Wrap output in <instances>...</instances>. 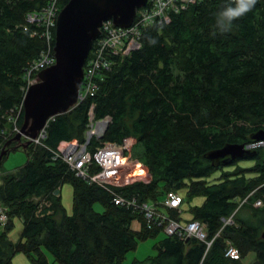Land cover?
I'll use <instances>...</instances> for the list:
<instances>
[{
    "label": "trees",
    "instance_id": "trees-1",
    "mask_svg": "<svg viewBox=\"0 0 264 264\" xmlns=\"http://www.w3.org/2000/svg\"><path fill=\"white\" fill-rule=\"evenodd\" d=\"M66 1L56 0L59 11ZM48 3L0 0V153L5 141L14 137L7 134L13 128L9 116H17L20 127L24 122L19 105L24 101L27 67L43 50L54 53L55 24L46 27L27 19L29 12ZM232 3L196 0L164 25L145 27L139 48L126 55L105 50L112 67L95 76L100 85L96 93L56 114L45 127L42 143L32 142L25 150L26 164L1 174L0 205L9 217L3 227L0 224V264H13L12 257L19 252L34 264H52L48 252L57 264H244L250 250L257 252L251 264L264 263V203L254 204L260 198L264 201V145L251 157L256 164L246 167L237 165L240 158L217 165L207 156L226 143L253 141L250 136L264 129V0L234 20L230 30L221 31L218 15ZM93 48L90 57L96 55ZM92 102L94 116L108 114L111 121L102 138L92 137L88 149L104 140L117 143L132 136V154L149 171L148 181L111 189L144 201L183 187L192 198L202 194L203 202L190 207L189 219L205 222L208 240L219 231L207 251L206 241L193 237L184 241L165 233L154 254L125 261V253L137 248L140 240L162 230L145 223L131 229L138 212L115 205L107 187L89 184L53 156L59 142L86 138ZM233 164L232 170L223 168ZM219 169V178L208 180ZM65 182L73 185L69 215L60 194H54ZM43 194L51 201L39 215L35 197ZM185 198L181 211L171 208L170 215L183 220ZM94 201L104 211L93 208ZM230 216L233 222L224 223ZM18 217L24 225L14 241L8 230ZM227 240L240 257L224 253Z\"/></svg>",
    "mask_w": 264,
    "mask_h": 264
},
{
    "label": "built area",
    "instance_id": "built-area-1",
    "mask_svg": "<svg viewBox=\"0 0 264 264\" xmlns=\"http://www.w3.org/2000/svg\"><path fill=\"white\" fill-rule=\"evenodd\" d=\"M196 0H147V3L136 9L135 20L129 26L121 27L117 26L112 21L106 20L102 22L100 28L102 33L95 44V56L89 57L84 66V74L82 75V83L79 87V99L83 100L90 95H94L99 89L100 85L95 79L97 74H100L103 68L110 69V58L107 57L105 50L109 53H123L128 54L132 49H137L141 45L140 35L143 33L145 27H151V25H164L172 19V14L186 9L189 3ZM48 6H43L41 10L35 13L29 12L27 19L32 22L40 21L45 23V26L56 24L57 14L59 12L56 0H49ZM55 45V44H54ZM54 50V47H53ZM56 61L54 53L51 54L48 50H43L37 61H33L27 67L26 76V90L31 83H36L38 78L34 74L42 67H48L50 64ZM88 113L89 121L85 128L86 138L83 141H77L75 139L59 142L57 149H54L53 156L62 158L68 166L76 172V175L89 184H101L103 187H107L113 192V202L115 205H123L138 212L135 219H138L142 225L148 228L160 229L168 236L172 234L179 235L181 239L185 237H193L206 241L207 249L211 247L212 240L215 236L219 235V231L207 239V229L205 222L197 219L180 220V218L169 214L171 208L181 211L183 197L175 189H170L165 193V197L158 199L141 200L137 196L129 197L121 192H115L111 187L119 188L126 184H130L128 181L133 177L132 170L139 159L134 155H129L127 152L132 148L133 142L131 138L124 137L121 142H113L110 140H104L97 144L94 149H88V143L92 137L102 138L105 133L107 125L111 121V117L105 114L102 118L94 116L95 105L92 102L90 104ZM23 107V102L19 105V111ZM17 116H9L12 121L13 128H10L7 132L8 135H15L19 131L20 126L16 121ZM47 127V126H46ZM45 127L40 130L38 139L33 138V142L41 144V139L46 137ZM259 145H264V140H258V142L250 141L247 143V147L257 148ZM115 160V162H114ZM111 168H114L112 170ZM49 202L43 200V204L39 207L49 206ZM264 202L260 199L256 200L254 204L256 206L262 205ZM43 215V212L40 213ZM8 211L6 207L0 205V224L3 227L8 218ZM233 222L232 217L225 218L224 223ZM227 256L232 258L240 257L239 250L232 244L230 240H227V247L224 252Z\"/></svg>",
    "mask_w": 264,
    "mask_h": 264
},
{
    "label": "water",
    "instance_id": "water-1",
    "mask_svg": "<svg viewBox=\"0 0 264 264\" xmlns=\"http://www.w3.org/2000/svg\"><path fill=\"white\" fill-rule=\"evenodd\" d=\"M147 0H67L57 14L54 37L56 61L39 70L24 92L23 124L13 138L5 141L0 161L8 149L23 147L29 151V144L38 139L40 130L56 114H64L75 107L79 99L84 65L89 51L102 33V22L125 27L136 17V9ZM252 140H264V129L252 134ZM247 143H226L218 149L208 151L213 164H230L256 155L255 148ZM264 239V231L261 234ZM189 237H185L188 240Z\"/></svg>",
    "mask_w": 264,
    "mask_h": 264
},
{
    "label": "rangeland",
    "instance_id": "rangeland-1",
    "mask_svg": "<svg viewBox=\"0 0 264 264\" xmlns=\"http://www.w3.org/2000/svg\"><path fill=\"white\" fill-rule=\"evenodd\" d=\"M89 57H90V54H89L88 58ZM87 61H88V59H87ZM86 62H85V64H86ZM130 138L132 139L133 145H132V148L130 149V151L127 152V154L133 155L132 154V149H133V146L135 144V142H134L135 138L132 137V136H130ZM8 151H9V149H8ZM27 161H28V159H27L26 151L24 150L23 147L17 148L15 150H10L9 153H7L6 156L4 157L2 166L0 167V182L2 180L1 174L3 173V171H10V170L14 171V170H16L17 167L22 166L23 164L25 165ZM114 162H115V160H114ZM254 164H256L254 158H246V159H243V160L239 159L237 161V165H240L242 167L251 166V165H254ZM235 165L236 164H233L231 166L228 165V166H225L223 168L226 169V170L227 169L232 170ZM111 169L114 170V168H111ZM136 171L139 172L138 169ZM221 171L222 170L219 169V171L217 170V172L215 171L212 174H210L208 176V180L212 181V180H214L216 178L218 179L219 178L218 176L220 175ZM138 172H137L136 176L133 175V177H131V179L128 180V181H130L131 183L134 182V181H138V180H140L142 182L148 181L147 178H149V175H148L149 173L146 176H143V177L140 176V175H144V174L147 173L146 168H144V166H143L142 172H140L139 174H138ZM132 174H133V170H132ZM57 190L58 189H56L54 191V194L57 193ZM176 191L179 192L180 196H182L184 198L186 197L185 198V203H184L185 205L183 206V209L185 211L181 214L182 219L185 220V219L191 218L192 216H191V212H190L191 211L190 207L191 206L192 207L193 206H197L198 204L202 203L204 196L201 194V195H196L195 197L192 198L191 196L188 195V192L186 191L185 187H183L180 190L177 189ZM58 192H59V194L61 196L62 205H63L64 209H66L67 214L68 215L72 214L73 213L72 202H74V199H73V196H72V193H73V185H72V183H69V182L68 183L67 182L62 183V185L59 188ZM162 194L163 193H160L159 198H162V197L164 198L165 197V193L163 195ZM35 199L37 200V203H38V204H36L38 206H36V208H35L36 213H39V215H41L40 213L43 210L39 206L41 204H43V200L46 201V202H49V201H51V199L48 198V197H45L44 194H43V196H40V197L36 196ZM93 208H95L96 210H99V211L104 210V207H102V204L99 201H94ZM13 224H14L13 227L10 230H8V235L12 239H14V241H16V240L19 239L20 231L23 229L24 223H22V220L18 217V218H14L13 219ZM138 225H139L138 221L134 220L133 223H132L131 228L132 229H138ZM162 237H165V232H163V231L160 232L159 235L156 236V237L155 236H151V237H148L147 239H145L143 241L140 240L138 242L137 248H135L134 250H131V251L129 250L128 252L125 253V255H124L125 261L129 262V263H132L136 258L137 259H146L147 255L154 254L155 251H156L155 250V245L157 244V242ZM47 256H48L49 261L52 262V264H57V263L54 262V260H52V256H51L50 252L47 253ZM256 259H257V252H255L254 250H250V253H248L247 256L244 257L243 263L244 264H251ZM12 262H13V264H34L27 257V254L25 252H19V253L15 254L12 257Z\"/></svg>",
    "mask_w": 264,
    "mask_h": 264
},
{
    "label": "clouds",
    "instance_id": "clouds-1",
    "mask_svg": "<svg viewBox=\"0 0 264 264\" xmlns=\"http://www.w3.org/2000/svg\"><path fill=\"white\" fill-rule=\"evenodd\" d=\"M256 2H257V0H233V3L230 4V5H228V6H226L223 9V11L221 13H219V15H218L217 25L219 26L220 30L221 31H228V30H230V28L232 26V22L234 20L242 17L247 12H249L254 7V5L256 4ZM77 102H78V100H77ZM126 138H128V137H126ZM72 139H75V138H72ZM75 140H77V139H75ZM148 173H149V171H148V167H147V173L144 174V175H140V176H142V177L143 176H146Z\"/></svg>",
    "mask_w": 264,
    "mask_h": 264
},
{
    "label": "bare ground",
    "instance_id": "bare-ground-1",
    "mask_svg": "<svg viewBox=\"0 0 264 264\" xmlns=\"http://www.w3.org/2000/svg\"><path fill=\"white\" fill-rule=\"evenodd\" d=\"M90 51H91V50H90ZM16 121H17V118H16ZM17 123H18V121H17ZM133 168H134V169H133V175L136 176V174H137V172H138V171H136V170H137V169L139 170V172H138V174H139L140 172H142L143 166H142V164H141L140 162H137V163L134 165Z\"/></svg>",
    "mask_w": 264,
    "mask_h": 264
},
{
    "label": "crops",
    "instance_id": "crops-1",
    "mask_svg": "<svg viewBox=\"0 0 264 264\" xmlns=\"http://www.w3.org/2000/svg\"><path fill=\"white\" fill-rule=\"evenodd\" d=\"M56 194H58L59 195V192H58V190H57V193ZM102 211V210H101ZM104 211V210H103ZM134 220H136V221H138V223H139V225H138V229L142 226V223L138 220V219H134ZM133 220V221H134ZM132 229V228H131ZM134 230V229H133Z\"/></svg>",
    "mask_w": 264,
    "mask_h": 264
}]
</instances>
